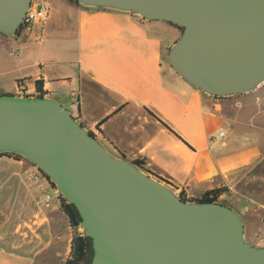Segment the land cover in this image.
Returning a JSON list of instances; mask_svg holds the SVG:
<instances>
[{
	"label": "crops",
	"instance_id": "crops-1",
	"mask_svg": "<svg viewBox=\"0 0 264 264\" xmlns=\"http://www.w3.org/2000/svg\"><path fill=\"white\" fill-rule=\"evenodd\" d=\"M37 1L49 8L43 20L27 23L13 39L0 34V93L36 94L35 81L42 80L45 95L108 149L143 159L186 197L226 187L247 238L262 242L264 190L248 187L246 173L264 161V85L235 97L207 96L162 59L180 35L170 23L68 0ZM50 190L31 163L0 155V264L67 258L73 229Z\"/></svg>",
	"mask_w": 264,
	"mask_h": 264
},
{
	"label": "water",
	"instance_id": "water-1",
	"mask_svg": "<svg viewBox=\"0 0 264 264\" xmlns=\"http://www.w3.org/2000/svg\"><path fill=\"white\" fill-rule=\"evenodd\" d=\"M32 0H0V34L18 36ZM180 28L165 61L210 97L264 85V0H74ZM0 154L31 163L74 205L91 239L87 264H264L241 213L181 199L168 182L116 155L58 100L0 93ZM45 178V179H46Z\"/></svg>",
	"mask_w": 264,
	"mask_h": 264
},
{
	"label": "trees",
	"instance_id": "trees-1",
	"mask_svg": "<svg viewBox=\"0 0 264 264\" xmlns=\"http://www.w3.org/2000/svg\"><path fill=\"white\" fill-rule=\"evenodd\" d=\"M68 1L76 4L74 0H68ZM22 28L23 27H21L18 30V34L22 30ZM178 29L181 31L180 28ZM35 91H36L37 96H44L46 94V91L43 90L42 88V80L35 81ZM6 155H9L15 158H20L18 155H13V154H6ZM132 161L138 163L139 165L145 168V162L143 159L136 158ZM42 176L46 178L43 174ZM46 180L48 179L46 178ZM50 185L53 187L51 183ZM226 191H227V188L224 186L217 187V188L204 192L199 198L186 197V195L182 191H180L178 194L180 195L181 199H184V200L194 199L197 201H214L215 202V201H219V197L222 194H224ZM59 199H60L61 210L66 215L70 227L74 230V234L72 235V239L70 242V251L68 253V256L60 264H87L89 263L92 253H93L91 239L89 237H85L82 234L78 233V229L80 227L79 226L80 216L76 208L74 207V205L65 202V200L61 198L60 196H59Z\"/></svg>",
	"mask_w": 264,
	"mask_h": 264
},
{
	"label": "rangeland",
	"instance_id": "rangeland-1",
	"mask_svg": "<svg viewBox=\"0 0 264 264\" xmlns=\"http://www.w3.org/2000/svg\"><path fill=\"white\" fill-rule=\"evenodd\" d=\"M13 38H15V37H9V39H13ZM15 46H16L15 42H10V44H7V48L10 51L11 50L15 51L16 50ZM162 59L165 60L164 55H163ZM246 175H247V178L249 179V180H247L248 181V187L252 188L253 185H255L254 187L257 186V187H260L262 190H264V183L257 184V182H254L255 178H257V177L263 178L264 177V161L262 163H260L259 165L254 166L250 170H248ZM48 193L50 194L51 200L53 201L55 199L57 193L55 192V190H50V191H48ZM177 193H179V191H177ZM219 201L224 202L225 204L230 205V206H235L233 198L231 197L230 193H228V189L224 194H222L219 197ZM73 234H74V230H73ZM252 243L257 244V241H254Z\"/></svg>",
	"mask_w": 264,
	"mask_h": 264
},
{
	"label": "built area",
	"instance_id": "built-area-1",
	"mask_svg": "<svg viewBox=\"0 0 264 264\" xmlns=\"http://www.w3.org/2000/svg\"><path fill=\"white\" fill-rule=\"evenodd\" d=\"M48 10L49 8L47 4L41 3L37 0H32L30 9L27 12V17H26L27 23H32L35 21L43 20L46 17ZM75 101H76L75 98H73L72 102H75ZM222 135H223V132L220 131L219 136H222ZM48 201H49V195H45L44 202L48 203ZM257 245H264V240L262 242L258 241Z\"/></svg>",
	"mask_w": 264,
	"mask_h": 264
}]
</instances>
